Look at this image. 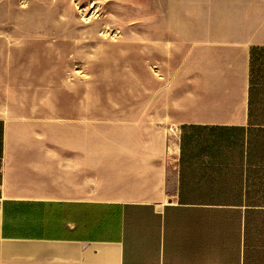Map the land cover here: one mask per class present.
<instances>
[{
	"label": "crops",
	"instance_id": "1",
	"mask_svg": "<svg viewBox=\"0 0 264 264\" xmlns=\"http://www.w3.org/2000/svg\"><path fill=\"white\" fill-rule=\"evenodd\" d=\"M192 4L170 152L0 105V264H264V0Z\"/></svg>",
	"mask_w": 264,
	"mask_h": 264
},
{
	"label": "rangeland",
	"instance_id": "2",
	"mask_svg": "<svg viewBox=\"0 0 264 264\" xmlns=\"http://www.w3.org/2000/svg\"><path fill=\"white\" fill-rule=\"evenodd\" d=\"M192 0H0V105L87 128L90 152L175 142L169 100L192 65ZM164 115V116H163Z\"/></svg>",
	"mask_w": 264,
	"mask_h": 264
}]
</instances>
